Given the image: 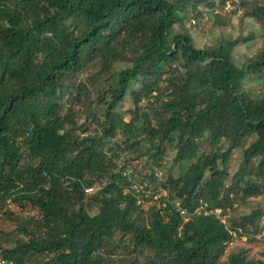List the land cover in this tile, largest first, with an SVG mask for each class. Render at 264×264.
<instances>
[{"label":"trees","instance_id":"1","mask_svg":"<svg viewBox=\"0 0 264 264\" xmlns=\"http://www.w3.org/2000/svg\"><path fill=\"white\" fill-rule=\"evenodd\" d=\"M204 11L262 45L196 47ZM263 232L264 0H0V260L264 264L223 259Z\"/></svg>","mask_w":264,"mask_h":264},{"label":"rangeland","instance_id":"2","mask_svg":"<svg viewBox=\"0 0 264 264\" xmlns=\"http://www.w3.org/2000/svg\"><path fill=\"white\" fill-rule=\"evenodd\" d=\"M230 10V9H229ZM196 14L185 21V28H187L190 36L193 38L196 47H203L210 45L215 40H228L236 38L239 35L246 36L250 30H253L256 37L247 44H240L234 51V61L236 64L244 57H251L253 53L262 45V38L259 37V27L254 24L252 20H247L243 25H239L238 13L231 15L230 24L223 27H216L213 24V18L209 11L201 12L198 18H194ZM256 88V84L252 85ZM261 203V198H253L248 201V204L255 205ZM240 211H249L246 206H240ZM17 210V208H16ZM264 232L262 235L256 237L254 242H247L246 239H235L227 248L224 260L230 251H235L244 248L250 258L264 261Z\"/></svg>","mask_w":264,"mask_h":264},{"label":"built area","instance_id":"3","mask_svg":"<svg viewBox=\"0 0 264 264\" xmlns=\"http://www.w3.org/2000/svg\"><path fill=\"white\" fill-rule=\"evenodd\" d=\"M180 214L183 215L184 212L183 211H180ZM0 264H14L13 261L11 260H4V259H1L0 260Z\"/></svg>","mask_w":264,"mask_h":264},{"label":"clouds","instance_id":"4","mask_svg":"<svg viewBox=\"0 0 264 264\" xmlns=\"http://www.w3.org/2000/svg\"><path fill=\"white\" fill-rule=\"evenodd\" d=\"M90 191V190H89Z\"/></svg>","mask_w":264,"mask_h":264}]
</instances>
